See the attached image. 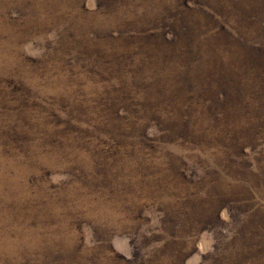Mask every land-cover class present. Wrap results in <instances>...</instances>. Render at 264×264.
<instances>
[{"label": "rangeland", "instance_id": "1", "mask_svg": "<svg viewBox=\"0 0 264 264\" xmlns=\"http://www.w3.org/2000/svg\"><path fill=\"white\" fill-rule=\"evenodd\" d=\"M263 44L264 0H0V264H264V129L218 111Z\"/></svg>", "mask_w": 264, "mask_h": 264}, {"label": "trees", "instance_id": "2", "mask_svg": "<svg viewBox=\"0 0 264 264\" xmlns=\"http://www.w3.org/2000/svg\"><path fill=\"white\" fill-rule=\"evenodd\" d=\"M256 52L257 55H261V53H264V44L262 48L260 46H256ZM262 72L264 73V66L263 68H260ZM254 77L248 76V73L253 72ZM243 74L240 76V78H255L258 79L259 85L262 86L264 84L263 76L261 72L258 71V69H255L251 67L250 65H246L244 67V70L242 71ZM258 72V74H257ZM239 74V73H238ZM259 86V87H260ZM222 97L220 98L221 102L217 101V98H215L216 102L222 105V107L219 109V113L222 114V117H228L229 114L231 115V119L237 118V115H235L236 109L234 107H241L242 114L240 115H246L250 119H253V125H252V132L251 134L244 133L245 130L240 134L231 135V141L227 144L228 150L233 152L234 156H237L238 158L244 156L246 154L247 147H253V144L257 141V137L260 134V130L264 129V126H262L261 122H264V90L260 87L259 90H253L249 89V96L243 94L242 92H235L234 96H236L235 104L234 101L231 102V97L227 96L225 93H221ZM225 96V97H224ZM213 99V98H212ZM259 101V104H258ZM219 115V114H218ZM229 119V118H228ZM227 120V119H225ZM261 129H259V126ZM247 128V127H246ZM264 131V130H263ZM262 131V132H263ZM238 254V253H237Z\"/></svg>", "mask_w": 264, "mask_h": 264}]
</instances>
